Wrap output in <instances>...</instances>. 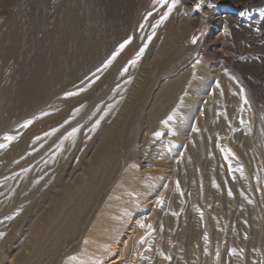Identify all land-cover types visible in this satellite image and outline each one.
I'll return each mask as SVG.
<instances>
[{
  "label": "rangeland",
  "instance_id": "1",
  "mask_svg": "<svg viewBox=\"0 0 264 264\" xmlns=\"http://www.w3.org/2000/svg\"><path fill=\"white\" fill-rule=\"evenodd\" d=\"M172 5L0 0V264H264V0Z\"/></svg>",
  "mask_w": 264,
  "mask_h": 264
},
{
  "label": "bare ground",
  "instance_id": "2",
  "mask_svg": "<svg viewBox=\"0 0 264 264\" xmlns=\"http://www.w3.org/2000/svg\"><path fill=\"white\" fill-rule=\"evenodd\" d=\"M158 165H159V163H157ZM165 164V163H164ZM167 165V164H166ZM172 165V164H171ZM165 167V166H164ZM146 168H148V166L146 167ZM161 168V167H160ZM160 171V170H159ZM162 171V170H161ZM151 203H153V202H151ZM120 210V209H119ZM112 221V220H111ZM140 221H142V220H140ZM111 223V222H110ZM114 223V222H113ZM139 223V222H138ZM134 235V234H133ZM126 247L124 248V250L125 251H127L128 249H129V247L131 246L132 247V245H131V238H129V241L128 242H126L125 244H124ZM135 245L136 244H134L133 245V247L135 248ZM123 250V251H124ZM109 251V250H108ZM107 251V252H108ZM133 251L134 252H136V250H134L133 249ZM138 251H139V249L137 250V253H138ZM151 251V250H150ZM152 251H153V249H152ZM133 252V253H134ZM147 254H148V252H147ZM109 256V255H108ZM122 257H124V256H120V257H117L116 259H114V260H112V261H110L108 264H150L149 263V260H146V261H144V262H141L140 260H138V261H135V260H133L132 258L131 259H127V262H123V258ZM152 260V259H151Z\"/></svg>",
  "mask_w": 264,
  "mask_h": 264
},
{
  "label": "snow or ice",
  "instance_id": "3",
  "mask_svg": "<svg viewBox=\"0 0 264 264\" xmlns=\"http://www.w3.org/2000/svg\"><path fill=\"white\" fill-rule=\"evenodd\" d=\"M159 2H161V3H163V4H167V0H159ZM175 3H176V0H173V7H175ZM261 15H264V10H261ZM165 19H166V17H165ZM197 42V38L196 37H194L193 39H192V43L193 44H195ZM123 47V46H122ZM247 101H245V103H246ZM6 139H8V140H11L12 139V137H6Z\"/></svg>",
  "mask_w": 264,
  "mask_h": 264
}]
</instances>
